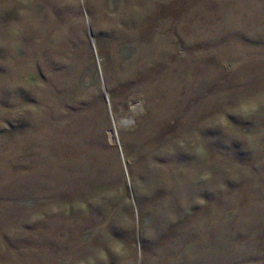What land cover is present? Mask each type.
I'll use <instances>...</instances> for the list:
<instances>
[{
	"label": "rangeland",
	"instance_id": "374dc122",
	"mask_svg": "<svg viewBox=\"0 0 264 264\" xmlns=\"http://www.w3.org/2000/svg\"><path fill=\"white\" fill-rule=\"evenodd\" d=\"M0 264H264V0H0Z\"/></svg>",
	"mask_w": 264,
	"mask_h": 264
}]
</instances>
